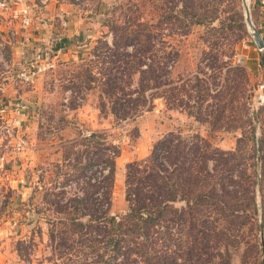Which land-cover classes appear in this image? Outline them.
Segmentation results:
<instances>
[{"label":"rangeland","instance_id":"rangeland-1","mask_svg":"<svg viewBox=\"0 0 264 264\" xmlns=\"http://www.w3.org/2000/svg\"><path fill=\"white\" fill-rule=\"evenodd\" d=\"M173 1L54 0L57 6L77 7L79 18L84 22L81 33L84 32L78 37L81 42L76 43V39L67 54L54 58L52 48L46 46L45 68L34 81L30 103L34 107L37 126L31 144L35 157L30 176L26 179L31 196L18 204L19 209L28 214L20 215L26 218L23 219L24 228H14L11 233L0 232V237L10 239L8 243L16 252V260L11 264H51L46 261L49 255L46 246L47 212L42 200L45 190L53 183H71L75 179L70 166L73 161L70 158V163L64 164V155L71 148L74 151L80 149L74 144L79 132L86 135L100 133L120 148L115 159L112 215H122L127 210L124 191L126 164L145 159L156 141L167 133L202 136L212 147L223 152L237 149L240 152L238 163L248 162L256 167V182L252 187L258 212L255 216L237 218L226 226L223 221L214 220L210 228L215 227L218 232L223 227V233L213 236L211 239L215 241L212 243L208 240L199 257L195 252L199 247L195 246L191 259L183 261V264H264V102L255 99L256 88L264 83V50L257 49L245 22L244 0H236V7L228 9L215 21L192 26L188 25L187 18L183 20L180 17L181 23L175 17V11L187 0ZM245 1L252 25L264 42L254 0ZM28 2L26 0V4ZM171 3H174L173 9H169ZM132 21L146 23L153 28L141 31L147 32L150 41L154 42L151 59L166 52L176 55L174 62L166 59V64L157 72L158 83L169 80L170 84H160L157 90L152 88L146 93L156 95L153 107L133 120L116 123L107 110H100L101 89L98 83L104 81L101 72L108 65L104 61L115 58L113 54L117 52H125L122 45L125 36L129 35L126 28L129 27L131 32ZM135 28L133 25L134 31ZM114 37L121 49L112 47ZM146 38L144 35L141 37ZM131 49L128 47L126 51ZM89 69L96 80L95 84L92 83L93 88L85 84V74ZM137 76L136 73L135 80L131 82L133 87ZM214 81L218 88L212 91ZM200 86L204 87L203 92L199 91ZM168 88L174 95L169 101L172 104L164 98L166 93L163 91ZM216 91H219L217 95ZM218 95L220 98L216 97ZM200 97L203 98L201 102L198 101ZM218 101L220 106L217 108L215 104ZM28 108L31 107L27 105L24 113ZM200 112L201 117L210 115L211 124L195 118ZM13 134L26 142L25 147H13L14 152L29 146L28 136L21 127L14 129ZM11 138V135L0 133L2 163L9 151L2 154L1 147L7 145ZM11 141L12 144L16 142ZM234 179L241 180L239 196L246 197L249 193L242 189L249 181ZM77 187L71 184L65 191L73 193ZM4 217L7 215L0 212V221ZM179 263L177 260L176 264Z\"/></svg>","mask_w":264,"mask_h":264},{"label":"trees","instance_id":"trees-1","mask_svg":"<svg viewBox=\"0 0 264 264\" xmlns=\"http://www.w3.org/2000/svg\"><path fill=\"white\" fill-rule=\"evenodd\" d=\"M182 4L175 17L181 23L180 17L187 18L192 26L215 21L235 8L236 0H187ZM171 5L169 9L174 8V3ZM131 24L122 45L125 52L113 54L115 58L111 60H101L108 65L101 72L104 81L98 83L100 110H107L116 123L133 120L153 107L156 95L146 93L152 88L157 90L160 84H170L169 80L158 83L157 72L166 59L174 62L176 55L166 52L151 59L153 41L141 31L153 28L138 21ZM142 35L147 38L141 39ZM112 47L121 49L115 37ZM128 47L131 51H126ZM136 73L138 80L133 87ZM85 76V84L93 88L96 80L90 69ZM217 88L214 81L211 90ZM198 89L205 90L201 86ZM163 92L168 104H172V90ZM215 105L218 108L219 101ZM201 114L195 118L211 124L210 115ZM77 135L74 144L80 149L71 148L64 155V164L70 163V158L73 161L70 166L75 179L71 183H53L42 200L47 212L46 261L51 264H176L177 260L183 264L191 259L195 246L199 247L195 251L199 257L206 243L223 233V227L218 232L210 228L214 220L226 226L258 212L252 187L256 167L238 163L237 149L223 152L202 136L169 132L156 141L145 159L126 164L127 210L122 215H112L115 159L120 148L97 132ZM234 177L249 181L242 189L248 191L246 197L239 196L241 180ZM71 184L78 190L68 193L65 189Z\"/></svg>","mask_w":264,"mask_h":264},{"label":"crops","instance_id":"crops-1","mask_svg":"<svg viewBox=\"0 0 264 264\" xmlns=\"http://www.w3.org/2000/svg\"><path fill=\"white\" fill-rule=\"evenodd\" d=\"M27 1L29 2L26 4V0H21L14 7L17 9L28 6L32 10V22L27 29L21 27L18 16L13 12L3 15L0 26V45L3 46L7 60L12 66V73L0 79L4 96L9 104L14 105L17 101H23L31 107L25 111L19 126L27 134L29 146L22 151L14 152L13 141L10 140L7 149H1L2 154L9 151L3 163L0 162V212L7 215L0 221L1 234L11 233L14 228H24L23 219L26 218L20 215L24 213L27 215L28 212L20 210L18 204L26 202L31 196L30 187L26 184L29 182H26V179L30 176L35 157L31 144L37 126L34 121V107L30 103L35 83L19 85L13 81V72L15 74L23 62L35 64L44 62L47 59L44 54L46 46L52 48L54 58L67 54L76 39V43L81 42L78 37L84 32L81 33L84 22L79 18L75 5L57 6L54 0ZM253 4L257 8L256 15L264 32V0H254ZM15 216H19L20 219ZM9 240L8 237H0V264H11L16 260V252L11 249Z\"/></svg>","mask_w":264,"mask_h":264},{"label":"built area","instance_id":"built-area-1","mask_svg":"<svg viewBox=\"0 0 264 264\" xmlns=\"http://www.w3.org/2000/svg\"><path fill=\"white\" fill-rule=\"evenodd\" d=\"M21 0H0V26L2 24L3 15L13 12L19 18V23L23 29H27L32 22L31 9L28 6L18 7L14 9L15 5L20 3ZM44 1V0H42ZM264 50V49H263ZM261 51V50H260ZM45 68V63H31L23 62L19 65L15 74L13 72V81L19 85H29L33 83L37 75ZM12 73V66L9 64L5 57L3 46L0 45V79L5 78L6 75ZM255 99L264 102V83L256 88ZM4 96V89L0 85V133L11 135V140H15L14 147H25V139L13 134L14 129L20 126L21 116L26 109L27 104L23 101H18L12 105L6 101ZM7 117L8 119H6ZM6 149L7 145L1 147Z\"/></svg>","mask_w":264,"mask_h":264},{"label":"water","instance_id":"water-1","mask_svg":"<svg viewBox=\"0 0 264 264\" xmlns=\"http://www.w3.org/2000/svg\"><path fill=\"white\" fill-rule=\"evenodd\" d=\"M243 9H244L245 22H246L248 28L250 29V31L252 33V37L254 39L256 47L258 50H263L264 49V42L262 41L258 32L256 31V28L252 25V22L250 20V15H249V8H248V5H247L245 0L243 3Z\"/></svg>","mask_w":264,"mask_h":264}]
</instances>
